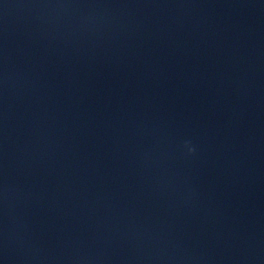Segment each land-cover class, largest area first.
Masks as SVG:
<instances>
[{
    "label": "water",
    "instance_id": "95a60500",
    "mask_svg": "<svg viewBox=\"0 0 264 264\" xmlns=\"http://www.w3.org/2000/svg\"><path fill=\"white\" fill-rule=\"evenodd\" d=\"M139 1L144 0H0V38L65 16Z\"/></svg>",
    "mask_w": 264,
    "mask_h": 264
}]
</instances>
